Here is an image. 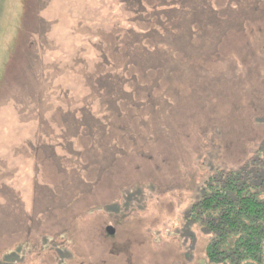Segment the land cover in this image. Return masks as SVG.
<instances>
[{
    "label": "rangeland",
    "instance_id": "374dc122",
    "mask_svg": "<svg viewBox=\"0 0 264 264\" xmlns=\"http://www.w3.org/2000/svg\"><path fill=\"white\" fill-rule=\"evenodd\" d=\"M2 3L0 264H207L188 207L264 157V0Z\"/></svg>",
    "mask_w": 264,
    "mask_h": 264
},
{
    "label": "trees",
    "instance_id": "16d2710c",
    "mask_svg": "<svg viewBox=\"0 0 264 264\" xmlns=\"http://www.w3.org/2000/svg\"><path fill=\"white\" fill-rule=\"evenodd\" d=\"M199 193L185 217L212 235L207 264H264V157L215 169ZM50 244L59 245L54 237Z\"/></svg>",
    "mask_w": 264,
    "mask_h": 264
},
{
    "label": "water",
    "instance_id": "95a60500",
    "mask_svg": "<svg viewBox=\"0 0 264 264\" xmlns=\"http://www.w3.org/2000/svg\"><path fill=\"white\" fill-rule=\"evenodd\" d=\"M105 231H107V233H108L109 235H113V234L115 233V228L112 227L111 225H107V226L105 227Z\"/></svg>",
    "mask_w": 264,
    "mask_h": 264
}]
</instances>
